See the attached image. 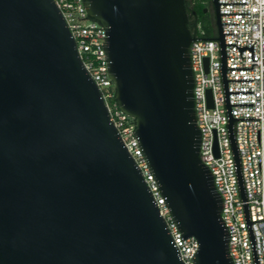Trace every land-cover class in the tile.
I'll return each instance as SVG.
<instances>
[{"label": "water", "instance_id": "1", "mask_svg": "<svg viewBox=\"0 0 264 264\" xmlns=\"http://www.w3.org/2000/svg\"><path fill=\"white\" fill-rule=\"evenodd\" d=\"M85 6L170 215L199 243L193 263L232 264L199 156L185 1ZM0 264H184L54 0H0Z\"/></svg>", "mask_w": 264, "mask_h": 264}, {"label": "built area", "instance_id": "2", "mask_svg": "<svg viewBox=\"0 0 264 264\" xmlns=\"http://www.w3.org/2000/svg\"><path fill=\"white\" fill-rule=\"evenodd\" d=\"M54 1L85 70L101 93L110 121L160 209L174 247L184 264H194L199 243L184 238L173 221L135 134V121L116 102L105 28L89 17L85 0ZM218 4L224 48L218 36L204 38L197 23L189 49L201 138L199 156L221 198V221L228 233L232 264H264V0H218ZM232 121L239 168L231 139Z\"/></svg>", "mask_w": 264, "mask_h": 264}, {"label": "trees", "instance_id": "3", "mask_svg": "<svg viewBox=\"0 0 264 264\" xmlns=\"http://www.w3.org/2000/svg\"><path fill=\"white\" fill-rule=\"evenodd\" d=\"M185 1V8L189 15L190 21L188 22V28L190 29L192 35L196 33V25L199 22V17L194 15V12L197 14H201L204 7V2L206 0H184ZM206 39H214L212 32L207 31L205 33Z\"/></svg>", "mask_w": 264, "mask_h": 264}, {"label": "rangeland", "instance_id": "4", "mask_svg": "<svg viewBox=\"0 0 264 264\" xmlns=\"http://www.w3.org/2000/svg\"><path fill=\"white\" fill-rule=\"evenodd\" d=\"M207 1V0H206ZM199 24L202 30L206 33L207 31L212 32L213 37L218 36V29L216 23L212 21L209 17L199 15Z\"/></svg>", "mask_w": 264, "mask_h": 264}, {"label": "flooded vegetation", "instance_id": "5", "mask_svg": "<svg viewBox=\"0 0 264 264\" xmlns=\"http://www.w3.org/2000/svg\"><path fill=\"white\" fill-rule=\"evenodd\" d=\"M203 12L201 14H197L196 12H194L195 16H206L209 17L212 21H214V23H216V9L213 5L212 0H207L204 2V7H203ZM191 18H189L190 21ZM188 21V22H189Z\"/></svg>", "mask_w": 264, "mask_h": 264}]
</instances>
